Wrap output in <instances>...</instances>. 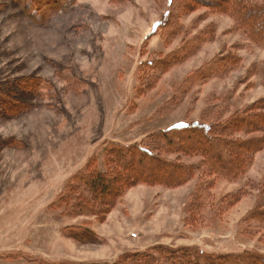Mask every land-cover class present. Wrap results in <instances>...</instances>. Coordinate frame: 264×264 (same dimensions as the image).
Segmentation results:
<instances>
[{"label":"rangeland","instance_id":"1","mask_svg":"<svg viewBox=\"0 0 264 264\" xmlns=\"http://www.w3.org/2000/svg\"><path fill=\"white\" fill-rule=\"evenodd\" d=\"M68 1L0 0V83L14 80L19 88L29 77L40 81L35 96L25 95L29 100L14 93L0 104V264L112 263L159 245L211 254L264 251V227L252 236L237 227L253 207L255 191L196 228L182 223L193 180L131 186L102 215L57 203L66 181L104 143L138 141L203 118L211 122L219 106L227 114L264 98V46L250 43L223 13L190 11L182 18L187 35L165 43L155 24L169 10L167 0ZM200 32L210 40L193 55L166 70L154 87L138 83L141 62ZM225 54L238 57L237 65L194 86L179 105H165L189 71ZM254 155L244 178L259 181L264 148ZM245 179L218 178L211 191L221 196L245 186ZM81 228L97 239L68 235Z\"/></svg>","mask_w":264,"mask_h":264},{"label":"trees","instance_id":"2","mask_svg":"<svg viewBox=\"0 0 264 264\" xmlns=\"http://www.w3.org/2000/svg\"><path fill=\"white\" fill-rule=\"evenodd\" d=\"M29 1L24 0V4ZM167 1L169 10L155 24V31L160 33L165 43L187 35L188 27L182 23L183 16L203 7L229 16L243 37L250 43L264 46V0ZM71 2L73 0L67 4ZM206 35L208 33L200 32L190 36L179 48L141 62L138 83L143 88L154 87L166 70L186 60L199 46L208 42L210 38ZM237 63L238 57L234 54L214 55L182 78L165 105H179L194 86L225 74ZM262 73L264 75V66ZM24 81V87L19 88L14 80L1 82L0 104H7L14 93L27 100L26 94L35 96L40 81L34 77ZM226 111L224 106H219L217 116L211 122L203 118L146 133L138 141L104 143L100 154L90 157L66 181L57 203L62 202L70 211L102 215L131 186L145 183L176 187L193 180L183 209L184 226L196 228L205 222L207 225L208 221L222 216L246 193L255 191L253 207L237 223L241 234L252 236L264 227V176L259 181L246 180L244 176L254 154L264 148V98L246 103L230 113L225 114ZM169 154L175 155L174 158L168 159ZM218 178L231 182L245 179V186L216 197L211 190ZM69 231L68 235L78 241L97 239L88 228ZM37 264L71 263L39 261ZM103 264H264V251L242 249L211 254L196 246L170 248L159 245L143 252L124 254L112 263Z\"/></svg>","mask_w":264,"mask_h":264}]
</instances>
